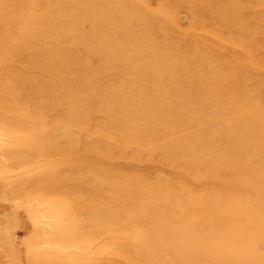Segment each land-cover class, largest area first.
I'll return each mask as SVG.
<instances>
[{
  "label": "rangeland",
  "instance_id": "1",
  "mask_svg": "<svg viewBox=\"0 0 264 264\" xmlns=\"http://www.w3.org/2000/svg\"><path fill=\"white\" fill-rule=\"evenodd\" d=\"M0 264H264V0H0Z\"/></svg>",
  "mask_w": 264,
  "mask_h": 264
}]
</instances>
